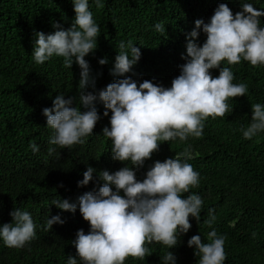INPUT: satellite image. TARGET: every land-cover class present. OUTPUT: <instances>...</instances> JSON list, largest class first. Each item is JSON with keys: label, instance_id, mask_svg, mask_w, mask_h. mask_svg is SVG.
Here are the masks:
<instances>
[{"label": "trees", "instance_id": "16d2710c", "mask_svg": "<svg viewBox=\"0 0 264 264\" xmlns=\"http://www.w3.org/2000/svg\"><path fill=\"white\" fill-rule=\"evenodd\" d=\"M0 264H264V0H0Z\"/></svg>", "mask_w": 264, "mask_h": 264}, {"label": "clouds", "instance_id": "9594fccd", "mask_svg": "<svg viewBox=\"0 0 264 264\" xmlns=\"http://www.w3.org/2000/svg\"><path fill=\"white\" fill-rule=\"evenodd\" d=\"M185 105L186 104H184L183 106ZM183 106H180V107H183ZM180 107L177 106L176 108H173V111L176 114H179V111L177 110V108H180ZM168 115L171 116V113ZM154 118L150 121H147L144 125H140L139 127L136 128V135L131 138V142L134 147H138L142 145V139L148 132L151 134V137L146 136L145 144L149 142H153L155 149H157L158 147L162 148L161 145H164V146L167 145L168 135L174 132L175 126L168 123L162 116L157 120V122L153 126H151ZM177 141L179 142L181 140L178 139ZM132 170H133L132 171L133 173L137 171L135 167H133ZM143 237L144 239H147L148 234L144 235Z\"/></svg>", "mask_w": 264, "mask_h": 264}]
</instances>
